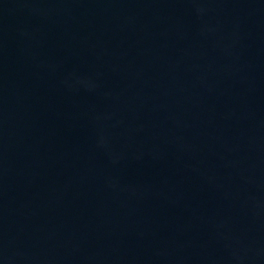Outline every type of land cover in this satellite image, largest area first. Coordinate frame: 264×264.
<instances>
[{
	"label": "water",
	"instance_id": "95a60500",
	"mask_svg": "<svg viewBox=\"0 0 264 264\" xmlns=\"http://www.w3.org/2000/svg\"><path fill=\"white\" fill-rule=\"evenodd\" d=\"M0 264H264V0H0Z\"/></svg>",
	"mask_w": 264,
	"mask_h": 264
}]
</instances>
